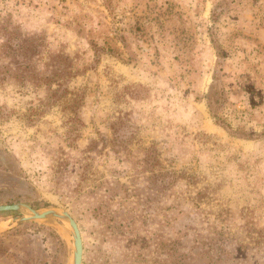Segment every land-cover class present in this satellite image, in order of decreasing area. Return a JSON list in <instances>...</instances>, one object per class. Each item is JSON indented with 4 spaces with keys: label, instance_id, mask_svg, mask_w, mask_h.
I'll return each mask as SVG.
<instances>
[{
    "label": "rangeland",
    "instance_id": "374dc122",
    "mask_svg": "<svg viewBox=\"0 0 264 264\" xmlns=\"http://www.w3.org/2000/svg\"><path fill=\"white\" fill-rule=\"evenodd\" d=\"M12 203L68 211L81 264H264V0H0ZM21 215L0 264H71L68 223Z\"/></svg>",
    "mask_w": 264,
    "mask_h": 264
},
{
    "label": "water",
    "instance_id": "95a60500",
    "mask_svg": "<svg viewBox=\"0 0 264 264\" xmlns=\"http://www.w3.org/2000/svg\"><path fill=\"white\" fill-rule=\"evenodd\" d=\"M0 211H18L22 215L17 218V223H23L31 220H45L56 218L68 223L71 228L73 239V256L71 264L82 263V237L80 229L75 218L66 210L57 208H48L45 210H37L25 203L0 204Z\"/></svg>",
    "mask_w": 264,
    "mask_h": 264
},
{
    "label": "trees",
    "instance_id": "16d2710c",
    "mask_svg": "<svg viewBox=\"0 0 264 264\" xmlns=\"http://www.w3.org/2000/svg\"><path fill=\"white\" fill-rule=\"evenodd\" d=\"M55 56L57 57L56 60H54L52 58V67H53L54 70L52 71L53 76L51 78V81L57 82L58 83V87L57 88L59 89L60 86H65L64 80L67 81V79H64L63 81H59V79L63 75V73L65 72L66 73L65 76L71 77L73 75H76V71L71 70L72 69L71 68L72 61H71V59L69 58L68 55H66V54H60V55L56 54ZM61 64H62V68H61ZM67 91H68L67 88L63 87L62 93L60 95L54 96L53 97L54 99H52V103L51 104L58 103L60 98L65 97L64 93H66ZM56 92H57V89L55 91H53L51 95H55ZM219 93H220V96L215 97V98H214V95L216 94L215 91L214 92L212 91V93L208 94L210 111L214 115V117L217 116L216 109L225 101V99L223 97V95H224L223 94L224 93L223 89ZM75 98H76V96L72 97L71 100H70V98L69 99L65 98V102H68V100H70L71 104H74L75 103V101H74ZM218 120H219L220 123H222L226 127H228V124L226 123L225 120H222L220 118ZM245 135L249 136L247 134H245Z\"/></svg>",
    "mask_w": 264,
    "mask_h": 264
}]
</instances>
